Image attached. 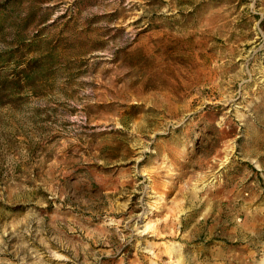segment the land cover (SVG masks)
I'll return each mask as SVG.
<instances>
[{
    "label": "rangeland",
    "instance_id": "1",
    "mask_svg": "<svg viewBox=\"0 0 264 264\" xmlns=\"http://www.w3.org/2000/svg\"><path fill=\"white\" fill-rule=\"evenodd\" d=\"M8 4L0 264H264V0Z\"/></svg>",
    "mask_w": 264,
    "mask_h": 264
},
{
    "label": "trees",
    "instance_id": "2",
    "mask_svg": "<svg viewBox=\"0 0 264 264\" xmlns=\"http://www.w3.org/2000/svg\"><path fill=\"white\" fill-rule=\"evenodd\" d=\"M9 1L11 0H5L4 2L0 3V33L5 28V24L7 22L5 20L11 16V9H9V4H8ZM23 49L26 51V53H30V52L35 53L36 51H39V49H35L30 44L21 41L16 46L9 47L5 53H0V62L3 60H10V61L14 60L18 56L17 55L18 51ZM35 59L37 58L33 57L30 58L28 61L30 60L34 61ZM19 70L22 73L21 80L17 79L16 77H10L5 75L4 71L0 72V102L1 103H6L2 98L1 92H4L5 94L7 93L11 97L16 95L22 86L30 85V82L32 80L31 74H29V72L26 71V68L24 67L20 68Z\"/></svg>",
    "mask_w": 264,
    "mask_h": 264
}]
</instances>
